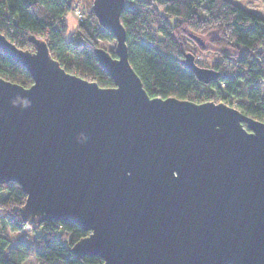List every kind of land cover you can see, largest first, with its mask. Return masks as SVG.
Wrapping results in <instances>:
<instances>
[{
	"label": "water",
	"instance_id": "95a60500",
	"mask_svg": "<svg viewBox=\"0 0 264 264\" xmlns=\"http://www.w3.org/2000/svg\"><path fill=\"white\" fill-rule=\"evenodd\" d=\"M125 4L92 6L116 40V56L94 49L111 87L67 71L46 40L23 49L0 31V50L33 79L0 77V182L21 185L28 224L87 230L76 258L264 264V122L224 102L151 97L129 61ZM183 63L205 83L220 76L192 52Z\"/></svg>",
	"mask_w": 264,
	"mask_h": 264
},
{
	"label": "trees",
	"instance_id": "16d2710c",
	"mask_svg": "<svg viewBox=\"0 0 264 264\" xmlns=\"http://www.w3.org/2000/svg\"><path fill=\"white\" fill-rule=\"evenodd\" d=\"M86 1L0 0V31L23 49L34 50L31 36L44 39L67 71L114 86L94 49L98 38L115 37L100 25L91 7L94 0ZM80 2L86 17L69 37L66 15ZM121 21L129 61L151 97L224 102L264 122V17L232 0H126ZM184 36L203 49L208 46L205 37L209 39L224 59L212 66L220 72L218 78L205 83L184 65L186 52H192ZM0 77L24 86L33 83L30 72L2 50ZM25 201L19 183L0 182V264H24L29 256L25 239L15 243L7 231L29 226L21 212ZM30 227L36 232L31 248L39 264L104 262L99 255L72 254L73 244L88 234L76 223L47 219Z\"/></svg>",
	"mask_w": 264,
	"mask_h": 264
},
{
	"label": "rangeland",
	"instance_id": "374dc122",
	"mask_svg": "<svg viewBox=\"0 0 264 264\" xmlns=\"http://www.w3.org/2000/svg\"><path fill=\"white\" fill-rule=\"evenodd\" d=\"M234 2H236L237 4L250 9L256 13H258L259 15H261L262 17H264V0H232ZM84 2H87L86 0H84ZM93 3H91V7ZM66 20L68 22V28H69V37L71 34L74 33V31L76 30L78 23H79V18L78 16L75 14V12H70L66 15ZM184 38V42L186 44V46L192 51L194 52L196 58V62H199V65L204 66V67H210L213 68L212 66L218 63H222V61H224L223 58H221V56L219 55V53L216 51L215 47H212V45L209 42V39H206V42L208 44L207 48L203 49L199 43H197L196 41H194L191 38H188L186 36L183 37ZM97 44L100 46L105 47L106 49H110L113 50L116 46V40H105V39H101L98 38L97 39ZM201 63V64H200ZM263 88V92H264V84L262 86ZM1 220H0V226H1ZM31 224H29V226L25 227L22 231H17V232H13L10 231L9 229L7 230L8 233L11 235V237L13 238V240L15 241V243L19 242L20 238H24L25 241L27 242V247L29 249V253H28V258L27 260L24 262V264H39L38 263V259L36 258V255L34 254V252L32 251V243L35 241L36 239V232L34 230H32V228L30 227ZM26 246V245H25Z\"/></svg>",
	"mask_w": 264,
	"mask_h": 264
},
{
	"label": "built area",
	"instance_id": "2783aa9c",
	"mask_svg": "<svg viewBox=\"0 0 264 264\" xmlns=\"http://www.w3.org/2000/svg\"><path fill=\"white\" fill-rule=\"evenodd\" d=\"M82 5H83L82 2H80L74 7V12H75V14L78 16V18L80 20H83L86 17L85 16V12H84V10L82 8L83 7Z\"/></svg>",
	"mask_w": 264,
	"mask_h": 264
}]
</instances>
